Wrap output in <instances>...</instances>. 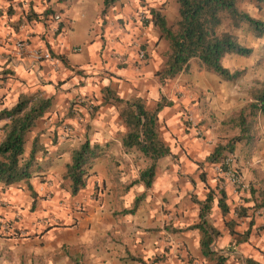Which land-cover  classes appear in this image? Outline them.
<instances>
[{
	"label": "crops",
	"instance_id": "obj_1",
	"mask_svg": "<svg viewBox=\"0 0 264 264\" xmlns=\"http://www.w3.org/2000/svg\"><path fill=\"white\" fill-rule=\"evenodd\" d=\"M164 1L120 0L100 17L102 0H0V110L13 106L20 94L39 93L52 98L50 110L27 135L30 145L26 154L32 139L38 138L35 171L30 178L12 185L0 183V199L10 202L9 207H0V217L16 215L15 224L27 228L34 227V218L42 213L63 217L67 227L56 226L47 233L59 232L57 240L79 250L81 260H73L72 254L66 255L73 256L69 260L52 264H214L200 253V232L181 229L197 221L198 202L210 190L214 199L208 219L221 232L213 249L228 256L224 264H244L246 257L264 264V233L256 237L262 220L255 214L256 222L250 223L248 216L246 221L240 219L236 228L243 231L251 224L248 241L232 251L225 250L232 241L226 221L234 215L229 210L222 214L218 189L226 191L229 206L235 197L233 186L227 180L223 186L212 178L210 166L195 163L196 159L202 161L209 150L205 145L194 150L192 134L183 124L188 110H200L204 94L213 98L210 105L217 108L219 95L213 91L221 86H178L182 84L180 78L163 83L155 75L162 63L159 53L164 41L158 39L151 22L142 23L139 15H146L150 7H159ZM56 14L59 20L54 19ZM57 25L60 32L55 31ZM18 39L48 49L60 60L59 69H53L47 61L13 56ZM140 44L146 52L144 59L138 57ZM107 85L124 98L142 96L149 106L162 96L171 101L158 115L161 137L171 152L158 160L150 187L136 179L139 166L122 149L124 128L117 109L104 103L101 94ZM195 97L196 105L190 101ZM234 98L238 97L233 90L225 94V111L233 108L227 105ZM93 103L95 114L87 115L86 106ZM5 122L0 120V141ZM63 122L70 124L65 132L60 129ZM87 125H93L91 132ZM84 139L97 142L102 155L92 170L96 172L94 178L72 196L62 179L63 166L71 149ZM204 171L207 174H202ZM94 182L99 187L92 191ZM76 202L82 204L78 211ZM8 242L0 238V247ZM59 245L64 244L55 246Z\"/></svg>",
	"mask_w": 264,
	"mask_h": 264
},
{
	"label": "trees",
	"instance_id": "obj_2",
	"mask_svg": "<svg viewBox=\"0 0 264 264\" xmlns=\"http://www.w3.org/2000/svg\"><path fill=\"white\" fill-rule=\"evenodd\" d=\"M256 5L264 4V0H252ZM120 0H102L100 15L117 5ZM177 18L170 22L159 8L150 9V22L158 34L159 40L167 43L162 52V64L155 72L162 82L177 75L189 72L192 63L196 62L200 70L212 73L223 81H235L245 69H229L223 65L226 55L236 54L249 56L252 47L242 45L236 33L245 26L247 31L256 37L264 36V19L256 18L240 7V0H175ZM47 12L41 14L46 15ZM104 103L118 108V116L125 130L121 136V146L126 153H136L142 160L138 180L146 187L154 181L158 160L171 152L170 145L161 137L159 112L171 101L162 96L152 106L147 105L142 96L124 98L118 95L112 86L102 88ZM52 98L33 94H20L16 103L10 108L0 110V120L6 119L1 126L3 137L0 141V183L12 185L20 180L30 178L37 164L36 153L39 150L38 138L32 139L31 147L25 154V143L28 132L51 108ZM264 119V80L259 86L249 90V99L237 109L232 110L220 121V130L232 132L222 137L212 151L205 157L207 163H218L227 154L238 152L240 156L249 158L254 153L260 140L258 129L259 118ZM102 155L97 142L85 139L70 151L69 159L64 164L62 179L68 183L72 196L77 195L87 186L88 177L98 157ZM218 206L225 214L229 210L227 195L219 188ZM256 189L251 193L255 196ZM255 199L261 197L264 205V190H258ZM213 191L199 201L198 219L193 224L181 228L197 229L200 232L199 246L201 255L214 264H224L225 253L213 249L212 244L221 232L208 219L213 204ZM127 212L133 210H126ZM246 209L237 211L236 218L226 221L232 241L225 247L232 251L239 243L248 241L251 224L243 231L235 228L238 219ZM251 223V222H250ZM140 260L139 257L129 256ZM244 264H261L258 260L246 257Z\"/></svg>",
	"mask_w": 264,
	"mask_h": 264
},
{
	"label": "rangeland",
	"instance_id": "obj_3",
	"mask_svg": "<svg viewBox=\"0 0 264 264\" xmlns=\"http://www.w3.org/2000/svg\"><path fill=\"white\" fill-rule=\"evenodd\" d=\"M239 5L243 10L248 12L253 17L264 19V4L258 6L252 0H240ZM151 8L153 7H150L149 12L145 13L147 16L144 15V13H141L139 15L142 23H145L146 20H148L149 23L151 18ZM154 8H159L162 13L167 16L170 22H173L177 18L178 11L177 3L175 2V0H165L161 6H156ZM100 17L103 16L100 15ZM56 29V32H60L59 25H57ZM75 33L78 34L79 30L76 29ZM236 33L238 35L240 43L242 45L252 47L253 51L249 56H240L236 54L226 55L223 59V65L232 70L245 69V73L240 78L235 81H223L212 73L200 70L196 62L192 63V68L189 72L177 75L176 77L172 78L173 80L178 78L182 80V84H178V86H221V88L215 87V91H213L217 93V95H219V97H216V99H219L218 102L216 101V105H218L217 108L214 109L210 105L213 98L207 97L208 94H204V103H201L199 106L201 113L199 108H197L194 111L188 110V112H186L185 114L183 124L187 128V132H190L192 134L190 137L194 150L200 149L205 145V148L209 150L210 153L216 143L222 137L229 136L232 132L220 130V121L226 118L232 110L237 109L245 101H247L249 99L250 88L259 86V83L264 80V36H254L249 31H247L245 26L237 30ZM76 39L78 38L76 37ZM79 45L80 46H77V48L79 51H81L82 46L81 44ZM162 46L164 47V49L159 53L161 59L162 52L167 48V43L164 41L162 43ZM138 49L139 52L143 51L145 53L144 57L142 58L144 59L146 57V52L141 44L139 45ZM172 79H168L163 83ZM230 90H233L234 96L238 98H234L230 102L231 104L227 105L228 107L233 108L225 111L224 108L226 105H224V102H222V100L225 99V94H227V92ZM212 96L214 97L215 94L212 93ZM144 99L146 100V98ZM195 100L196 97L190 99L191 103L194 105H196ZM115 108L117 109L118 114V108L116 106ZM86 110L88 113L87 115H94L96 111V105L94 103L88 104V107L86 106ZM77 116L78 118H80L79 114ZM38 121H41V118ZM120 124L125 130V127L121 120ZM60 129L65 132V129H70V124L67 122H63L60 126ZM86 129L88 132H91L93 130V125H87ZM258 129L261 138L258 141L257 147L251 157L244 158L243 156H240L237 151L227 154L225 157L231 158L230 168L232 170H235L236 174H238L242 183L244 184V187L233 184L227 176L218 173L214 168L215 164L223 163L225 158H223L220 162L214 164L205 162V158L202 161L198 159L194 160L195 163L199 164L200 167H204L205 165L210 166L212 178L218 180L220 184H223V186L226 180L232 184L234 191L233 194L235 195V197L230 200L229 212L232 211L234 218H236L237 211L241 209H246V211H244V215L240 217L238 221L240 219L242 221H246L247 218L250 217V222L254 223L256 221L254 220V216L252 215L255 214V216L260 217V220L262 221H260L259 225L257 226L256 237H259L264 233V205H257L261 203V197L255 199V196H257V194L259 193L258 190H264V119L262 117L259 118ZM195 140L199 141L200 144L194 143ZM29 145V141L27 140L25 143V150L29 147ZM191 150L192 152H194L193 149ZM185 152H187V149H185ZM128 154H130L131 158L134 160V164H137L139 168L143 166L144 163H142V160L136 153L132 152ZM191 159L193 160V158ZM139 168H137L136 170L139 171ZM92 170L88 179L94 178L93 175L96 172L94 173ZM202 174H207V171H204ZM91 187L93 191L95 189H98L99 186L96 182H94ZM252 188L256 189L255 196L251 193ZM90 194L93 195L94 192ZM6 202L7 203L5 205H0V207H9L10 202ZM75 207L78 211L80 210V208H82V204L76 202ZM0 219L9 227V230H4L0 227V238L8 239L10 241V243L8 242V244L2 245L0 247V260H2L1 264H52V262L54 263L56 261H59L60 263V261L62 260L71 259L73 256H70L71 258L67 256L72 254H74L75 256L74 258H72L73 260H81V258L79 257V250L76 251L74 248H71L70 245L65 246L66 241L61 242L57 240L60 235L58 234L59 232L51 234L47 233L50 229L56 226L64 228L67 227V221H64L63 217H58V215L50 213H42L41 216L34 218V227L32 228H27L26 226L23 227L21 225L15 224V220L17 219L16 215H13L11 217L4 216L0 217ZM237 226L238 225H236L235 228H237ZM61 243L64 244L62 247H60V245L59 247L55 246L56 244Z\"/></svg>",
	"mask_w": 264,
	"mask_h": 264
},
{
	"label": "built area",
	"instance_id": "obj_4",
	"mask_svg": "<svg viewBox=\"0 0 264 264\" xmlns=\"http://www.w3.org/2000/svg\"><path fill=\"white\" fill-rule=\"evenodd\" d=\"M55 20H59V15L53 16ZM55 30H57L55 28ZM13 56L17 58H26L33 62H42L47 61L50 63L53 69H59L61 63L60 60L54 56L48 49L43 48L41 46H36L32 44L28 39H18L15 41L12 49ZM145 53L143 51L139 52V59L144 57ZM118 55V59L120 61H124L123 56ZM231 158H225L223 163L215 164L214 168L218 173H221L229 178V180L240 187H244L240 177L236 174L235 170L230 168ZM7 202L3 199H0V205H5ZM0 227L4 230H9V227L4 224V222L0 219Z\"/></svg>",
	"mask_w": 264,
	"mask_h": 264
}]
</instances>
